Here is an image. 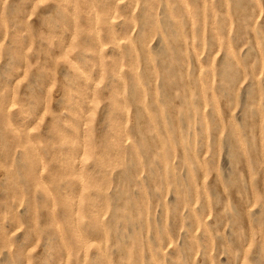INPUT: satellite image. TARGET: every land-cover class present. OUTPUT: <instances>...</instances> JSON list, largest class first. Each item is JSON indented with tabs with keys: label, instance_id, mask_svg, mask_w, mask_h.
Here are the masks:
<instances>
[{
	"label": "rangeland",
	"instance_id": "1",
	"mask_svg": "<svg viewBox=\"0 0 264 264\" xmlns=\"http://www.w3.org/2000/svg\"><path fill=\"white\" fill-rule=\"evenodd\" d=\"M0 264H264V0H0Z\"/></svg>",
	"mask_w": 264,
	"mask_h": 264
}]
</instances>
